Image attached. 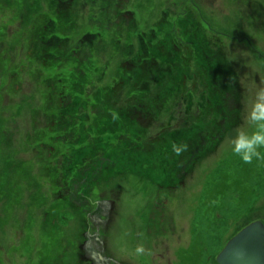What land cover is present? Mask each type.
Here are the masks:
<instances>
[{"label": "flooded vegetation", "instance_id": "obj_1", "mask_svg": "<svg viewBox=\"0 0 264 264\" xmlns=\"http://www.w3.org/2000/svg\"><path fill=\"white\" fill-rule=\"evenodd\" d=\"M76 1L60 0L58 18L67 22L69 17L79 19L88 12L95 26L118 27L120 41L111 38L110 42L115 47L127 42L125 58L119 62L109 82L105 83L108 77L105 67L110 65V60L98 72L99 60L93 52L96 41L92 39H100V30L88 31L77 41L73 40L74 45L64 42L51 50L43 47L42 62L43 58L49 59L44 60L45 65L52 61L62 62V56L67 52L72 60L71 69L61 65V71L54 75L48 70L43 80L48 87L45 85L39 99L31 85L28 123L34 130L40 128L47 131L48 143L53 141L68 148L63 152L56 148V144H49L51 156L57 162L55 178L58 182L48 201L66 205L64 208L58 205L57 209L62 212L60 215L54 214L51 232L56 233L57 221L63 224L62 219H65L66 223L71 215V218L78 216L79 220L80 215L86 216L88 225L83 229L82 226L69 228L74 236L77 235L74 241L77 248H71L68 243L63 244V248H32L29 252H25L24 248H1L0 264H151V259L146 255L137 256L133 249L128 250L124 258L105 248V233L114 219L116 205L114 198L105 195L104 191L118 195L117 181H124L129 188L137 185L135 180L153 181L155 187L141 186L132 189L133 194L147 198L149 189L155 190L159 198L157 229L160 228L163 234L167 232L169 240L172 237L173 243L179 247L186 234L184 242L188 244V222L184 228L176 219L180 189L187 184L201 182L195 178L196 169L201 165L198 163L210 157L208 152H214L208 151L211 146L217 147L225 140L228 114L231 111L234 114L243 105L239 103L242 88L240 70L230 64V50L225 45L227 40L223 38L229 33L217 27L215 30H220L224 36L213 34L214 29L202 30V25L208 24L197 19V10L201 12L202 6L194 0L193 11L188 9V4H184L186 0H168V4L161 9V15L140 31L135 20H131L134 12L127 5L129 0H125L126 8L120 6L121 0H90L89 6V1L85 0L74 6ZM173 2L179 3V8H174ZM247 2L248 6H253L254 0ZM48 20L43 34L47 38L57 36L53 33L50 35L53 29L55 33L64 30L56 27L54 19ZM255 27L248 24L246 30L243 28L239 31H243L246 37L254 33ZM85 38H90V41L86 42ZM48 67L52 68V65ZM198 78L203 80L201 85L197 84ZM55 87L60 90L59 95L56 94L60 98L52 100L55 94L52 89ZM176 92L179 95L174 101ZM197 94L205 103L204 110L193 108ZM183 104L186 106V116H180ZM13 122L16 127V121ZM27 135L37 138L38 134L29 132ZM38 136L46 139L44 132ZM172 142L187 143L188 151L176 156L172 151ZM58 163L62 165L58 166ZM239 167L246 169L238 170L239 179H249L253 166L246 163ZM197 173L203 177L201 172ZM227 173L229 170L225 169L217 179H213V189L209 188L208 182H205L203 189L199 184L195 190L193 186L183 187L187 189L184 200H188L190 195L195 198L201 219L195 228L197 238L194 243L188 246L189 249L178 248L175 251L179 253L180 264H203L202 259L208 248L202 242L203 237L212 231L219 220L223 219L224 224L228 225V218L222 217L219 212V204L228 191L226 184L235 182L227 181ZM105 177L114 185L108 189L103 187L101 195L91 201L94 185ZM251 187L244 183L239 187V192L249 193ZM219 196L221 201L218 203ZM35 200L30 199L32 204ZM3 201L4 197H0V204ZM73 205H77L79 210L73 211ZM226 211L227 207H224L222 213ZM79 220L75 219L77 223ZM60 229L62 239L66 237L68 228ZM78 230L82 231V238L77 234ZM144 239L147 243L145 248H150L151 238L146 236ZM56 241L57 237L54 236L51 242L54 244ZM153 263L157 264L155 261Z\"/></svg>", "mask_w": 264, "mask_h": 264}, {"label": "rangeland", "instance_id": "obj_2", "mask_svg": "<svg viewBox=\"0 0 264 264\" xmlns=\"http://www.w3.org/2000/svg\"><path fill=\"white\" fill-rule=\"evenodd\" d=\"M83 1L85 0H77L74 6L82 4ZM88 1L89 6L91 1ZM121 1L120 6L126 8L125 0ZM167 1L129 0L127 5L134 12V17H131V20H135L137 30L146 28L148 23L161 15V9L165 4H168ZM194 1L202 6L201 12L197 10V19L203 22L207 21L208 24L202 25V30L212 31L214 29L215 33L213 34H222L220 30H215L217 27L227 31V34L229 33L223 37L227 40L225 43L227 49L230 50L228 59L233 67L240 70L242 86L239 103L243 105L235 110L234 114L229 110L231 112L225 122L227 124L225 140L223 139L217 147L211 146L212 148L208 151L214 150V152H208L210 157L207 160L202 159L198 163L201 165L196 169L195 178L201 182L183 186H193V190H195L199 184V187L201 186L203 189L205 182H208L209 188L213 189V179H217L225 172V169L229 170L227 181H235L226 184L227 194L222 198V201L221 196L217 200L218 203L221 201L219 212L222 217L228 218V225L224 224L223 219L219 220L202 241L208 246L202 259L203 264H217L216 257L227 242L246 224L254 221L264 223V160L253 159L252 163H248L249 166H253V169L249 173V179L242 181L237 176L238 170L245 171L246 169L239 165L246 163L233 153L231 144L239 130L249 129L246 120L248 107L254 99L257 88L264 85V0H254L253 6H248L247 1L249 0ZM59 2L60 0H0V27L2 28V30L0 29V133H2L0 134V197H4L3 203L0 204V250L1 248L10 250L24 248L25 252H29L32 248H63V244L67 243L71 245V248H77L74 243L77 235L74 236L69 228L76 229L79 226H82V229L86 228L89 221L86 216L80 215L79 220L78 216L71 218V215L66 223L65 219H62L63 224L61 221L59 223L57 221L56 233L51 232L54 214L60 215L62 212L57 209L58 205L61 208L66 207L62 203L55 204L53 201H48L51 199L52 192L56 190L58 182L55 178L57 162L51 156L49 144L55 145L57 142L48 143L47 131L40 128L34 130L33 126L30 128L28 123L29 103L32 100L30 89L33 85L39 99L45 91V85L48 87L43 82L48 70L54 75L61 71V65H67L68 69H71L67 52L62 56V62L52 61L45 65L44 60L49 61V59L43 58L42 62L41 49L43 47L51 50V48L59 47L60 43L65 42L67 45L73 40L77 41L88 34V31L100 30V39L98 41L97 37L92 39L96 41L93 43V52L96 53V58L99 60L98 72L110 60V65L105 67V73L108 76L106 83L114 75L119 62L125 58L124 47L127 42L115 47L110 39L120 41L118 27L95 26L90 20L91 15L88 12L79 19L69 17L68 20L66 19L67 22L62 21L57 16L58 8H60ZM184 4H188V9L193 11L192 0H186ZM178 5L179 3L173 2L174 8H179ZM184 6H181V9ZM50 18L54 19L57 28L65 31L60 30L55 33L53 27L49 26L50 29H53L50 35L53 33L57 36L47 38L43 35L45 33L44 25L48 24ZM248 24L256 27L252 35L245 37L243 31L239 30L243 28L246 30ZM135 39L136 35L133 40L137 46L138 42ZM85 41H90V38H85ZM49 64L52 65V68L48 67ZM202 81L201 78H198L197 84L201 85ZM190 82L191 79L188 80V84ZM52 92H55L52 100L60 98L58 87L52 89ZM178 95L179 92L173 96L174 101ZM194 102H196L194 110H204L205 103L201 101L199 94L194 96ZM171 106L174 105L171 104ZM42 110V106H40V111L42 112ZM182 115L184 114L181 113L180 116ZM196 115H194L195 119ZM13 121H16V127H14ZM29 132H36L38 135L40 132H44L46 139H40L38 135L37 138H31L27 135ZM55 133L57 134V132ZM55 146L62 149L63 152L68 150L66 145L56 144ZM261 152L264 153V149H261ZM61 165L62 163H58V166ZM197 172H201L203 177H199ZM12 176L14 179L11 178ZM52 177H54V181ZM105 178L94 185L93 193L90 196L91 201H95L98 195H101L103 187L108 189L114 185L113 181L110 182ZM135 181L137 185L133 188H129L124 181H117L118 195L104 191L105 195L114 198L116 205L114 219L105 233V248L110 253H116L118 257L125 258L126 252L131 249L135 252L138 244L147 245L144 238L149 236L151 246L146 249H150L152 255L146 256L152 260L151 264H154L153 261L157 264H167L168 260L170 263L180 264L179 253L175 251L178 248H188L194 243L195 228L198 227L201 219L195 198L190 195L185 201L187 189L183 187L180 189L177 197L180 202L176 219L184 228L185 223L188 222L186 229H189L190 232L187 238L188 244L184 242L187 237L184 234L182 245L179 247L173 243L172 237L169 240L167 232L163 234L160 228L158 231L156 227L158 215L156 208L157 201H159L157 192L149 189L147 198L132 192V189H139L141 186L155 187L156 184L151 180ZM187 181L189 183V177ZM244 183L252 186L249 193L239 192V187ZM220 185L221 183L218 186ZM189 193L191 194V191ZM32 198H36L34 204L30 201ZM73 206H75L73 211L79 210L77 205ZM224 207H227L225 214L222 213ZM47 212L50 214L46 215ZM165 217L168 218L167 215ZM212 218H214L213 215ZM75 219L79 222L77 223ZM60 228H68L66 237L62 239L60 233L62 229ZM77 234L81 237L82 231ZM54 236L57 237V241L53 244L51 241ZM1 253L3 254L2 250ZM161 256L164 258H160Z\"/></svg>", "mask_w": 264, "mask_h": 264}, {"label": "clouds", "instance_id": "obj_3", "mask_svg": "<svg viewBox=\"0 0 264 264\" xmlns=\"http://www.w3.org/2000/svg\"><path fill=\"white\" fill-rule=\"evenodd\" d=\"M249 129H241L232 139V151L245 163H252L253 159L264 160V85L257 88L246 113ZM172 151L176 156H181L188 151V145L184 142H172ZM137 256L152 255L150 249L144 244H138L135 248Z\"/></svg>", "mask_w": 264, "mask_h": 264}, {"label": "water", "instance_id": "obj_4", "mask_svg": "<svg viewBox=\"0 0 264 264\" xmlns=\"http://www.w3.org/2000/svg\"><path fill=\"white\" fill-rule=\"evenodd\" d=\"M216 259L219 264H264V223L254 221L246 225Z\"/></svg>", "mask_w": 264, "mask_h": 264}, {"label": "trees", "instance_id": "obj_5", "mask_svg": "<svg viewBox=\"0 0 264 264\" xmlns=\"http://www.w3.org/2000/svg\"><path fill=\"white\" fill-rule=\"evenodd\" d=\"M69 62L72 63V60L69 59ZM177 93V92H176ZM181 112L184 114L182 116H186V106H184V104L181 106L180 108ZM201 250H203V248H201Z\"/></svg>", "mask_w": 264, "mask_h": 264}]
</instances>
